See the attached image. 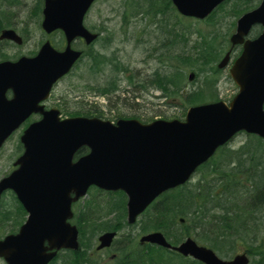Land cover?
<instances>
[{"label":"water","instance_id":"95a60500","mask_svg":"<svg viewBox=\"0 0 264 264\" xmlns=\"http://www.w3.org/2000/svg\"><path fill=\"white\" fill-rule=\"evenodd\" d=\"M96 1L45 0L42 29L48 34L63 31L65 50H55L46 41L34 58L0 62V148L27 117L42 111L38 103L82 56L72 48L77 38L87 45L98 38L84 26V17ZM171 1L182 16L204 20L227 0ZM236 23L230 43L232 48L242 45L243 51L230 70L239 88L230 104L192 106L184 121L159 119L148 124L130 119L114 124L82 116L60 120L59 110L43 111V118L22 136L25 152L16 162L19 168L0 181V200L12 190L28 213L19 234L0 239V257L6 264H49L64 249L79 250V231L69 220L74 216L72 205L91 187L123 191L128 197V224L133 225L162 193L187 183L238 132L264 139V0ZM255 25L262 26V34L247 39ZM2 33L1 39L22 43L14 30ZM224 57L220 69L228 65L230 51ZM193 77L191 73L190 80ZM9 89L15 91L12 101L5 99ZM83 147L89 153L74 161ZM116 234L102 235L98 250L109 248ZM142 243L204 264L250 263L245 253L231 260L219 258L191 237L173 246L163 233L153 232L143 235Z\"/></svg>","mask_w":264,"mask_h":264},{"label":"rangeland","instance_id":"374dc122","mask_svg":"<svg viewBox=\"0 0 264 264\" xmlns=\"http://www.w3.org/2000/svg\"><path fill=\"white\" fill-rule=\"evenodd\" d=\"M43 1L44 0H0V11L9 17L12 16V22H18L20 31L29 32L33 37V40L24 49H7V46H5L2 50L5 55L11 57L16 52L33 51L37 44L36 42L39 40L42 45L46 40H50L55 48L63 49L64 42H62V39L64 38L62 32H55V34L48 35L41 28L43 21L42 13L38 14L36 9L41 5L43 6ZM237 2L239 1L232 0L231 3L227 4L218 12L216 26L215 22H213V24H208L206 21H199L198 23L194 19H190L191 21L189 19H184V17L174 10H170L169 14L167 13L166 16L158 14L156 17L157 22H154L152 16L136 13L142 0H99L93 5V8L88 12L85 18V25L87 28L94 32L101 33L100 41L93 45V49H90L87 55L90 53L97 54L102 52V54L111 59L116 58L118 61H115L116 63L122 66L124 65L125 68L128 69V71H124L122 74L120 73L119 84L123 90L125 87L129 88L130 90L128 91L130 92H118L113 94L112 98H109L97 96L93 91L86 89L85 86L87 85L99 86L106 84L107 81L113 79L116 75L113 65L109 67V63L104 66V70H102L101 73L96 74L92 72L90 68L91 63L87 61L88 59L84 58L77 69L73 70L68 77L62 79L58 83L57 88L51 96L53 103L59 106L58 108L61 109L63 118H68L71 115L70 112L85 111L93 115L100 114L101 118L108 119L112 122L121 118H138L144 124L159 119L167 121L173 119L181 121L185 119L187 115L186 112L191 106H185L181 95L168 96L155 86L149 85L147 82L153 80L157 73L169 76L174 75L172 65H176V60L174 59L172 61L170 56H176L178 54L190 55L194 53L195 47H197V45L199 46L203 39L198 31H201L205 37L206 35L210 37L211 31L217 29V34L221 36L215 42L216 46L218 45L221 50L218 55L219 58L213 62V66L216 67L222 60L225 52L230 48L229 38L235 27L234 22L238 18L232 9ZM258 2L259 0H256L253 4L251 3L249 5L245 3L243 7H245V11H248L254 8V4L257 5ZM166 19L167 23L165 24L164 22ZM183 25L187 27L184 28V30ZM169 30H172L171 35L167 34ZM191 31H194V33ZM180 34L186 37L183 39V37H180ZM170 37L178 38L176 39L179 41L177 45L178 48L173 44V41L172 44H170L171 41H168L171 40ZM76 47H82L80 41L76 43ZM240 51V48L236 47L232 57L234 58ZM231 65L232 63L224 70H219L218 73L209 70L208 66L207 68L205 67L206 70L202 71V73L199 71L200 67H183V74L181 76V80L183 81L182 93L187 95L191 90L200 89L206 79L208 81L214 79L216 81L212 86V90L215 91L214 97L209 96L205 98L203 102L197 104L218 100L230 102L239 91L236 83L230 77L229 71ZM191 72L198 74L196 76L194 75L190 81L188 78ZM127 76H133L135 78L136 87L128 84ZM141 84L147 85V89L140 88ZM134 92H137L136 95ZM171 100H177V102ZM18 137L19 134H16L9 142H6L0 153V179L12 168V163L21 152L20 145L18 144ZM252 139H254L252 136L244 132L238 133V135L227 144V152L217 153L215 162L210 166L223 168L227 171L229 177H231L227 186H230L234 182H240V180H246L244 174L240 173L237 175V172H239V169L250 168L251 163H253L251 155H253L254 148L249 147V143ZM252 143L251 145L256 144L254 140ZM262 145H264V141ZM245 146L249 147L248 151L250 152H239L238 157L233 153ZM261 152L264 155V150L261 148V150L255 151L254 156L259 158ZM208 170L209 169L198 171L191 181L194 182V184L197 183ZM243 183L247 188L251 187V183L246 181ZM236 190L237 192L235 195L231 197V205L237 206V210L249 199V195L246 194L248 190H243V188H237ZM110 198L109 195L103 196L95 191L87 196V199L83 203L74 207L75 212L78 213L80 210L92 212L93 208L96 209L97 207L99 212L104 214L99 218H102L103 221L112 220L115 215L109 214L107 207V201ZM1 201L0 216H2L5 209L18 212L19 203H17V200H15L10 193H7ZM144 218V216H141L135 228L125 225L122 227L118 235L119 247L123 245L121 242L126 238H134L137 242L136 244H139L140 237L143 234L141 232L140 222ZM254 220L258 234L254 242H251L252 238L250 237H245V240L237 241L236 249L229 256L219 253L217 250L210 247V245L197 239L194 234H190L189 236L200 245L212 248L220 258L231 260L234 256L242 255L246 252L251 246V243L257 244L258 242L264 241V207L260 214H254ZM184 225L185 222L181 223L178 219L177 225L172 233H175L177 229L182 230ZM12 229H14V227L11 223L6 226L4 225V227L0 224V239L8 235ZM102 233L103 232L98 233L96 239L93 240V246L97 244V238ZM186 239L187 236L184 241ZM88 252L93 255L92 258L99 264H114L120 257L116 249L98 254L91 251ZM65 254L61 256V260L56 264H62V260L66 256ZM112 255H116L117 257L111 260ZM0 264H6L2 258H0Z\"/></svg>","mask_w":264,"mask_h":264},{"label":"trees","instance_id":"16d2710c","mask_svg":"<svg viewBox=\"0 0 264 264\" xmlns=\"http://www.w3.org/2000/svg\"><path fill=\"white\" fill-rule=\"evenodd\" d=\"M232 11L236 16L243 14L245 10L246 0H237ZM228 4V3H227ZM227 4L221 5V7L216 11L212 12L206 21L208 24H213L218 19V12L221 11ZM38 13H42L41 6L37 7ZM170 10L176 11L171 0H142L136 11L137 14H144L145 16H152V20L157 22L158 14L166 16L169 14ZM179 14V13H178ZM182 16V15H181ZM183 17V16H182ZM217 17V18H216ZM184 19H191L185 18ZM7 16L0 12V29L4 27ZM191 21V20H190ZM199 23V21H197ZM167 23V19L164 22ZM183 25L184 28H187ZM217 26V24H216ZM194 33V31H191ZM200 36L203 37L199 46L195 47V51L192 54L176 56L171 55L170 59L176 60V65H172L174 70V75H161L157 73L156 77L148 81L149 85L155 86L157 89L166 95H174L183 98L185 106L195 105L197 103L203 102V100L209 96L214 97L215 91L212 90L214 79L212 81L204 82L203 86L198 90H191L190 93L183 94V81L181 76L183 74V67H200V72L205 71L207 66L209 70L214 73H218L219 70L213 66V62L219 57L220 48L217 47L215 42L221 37L217 34V29L211 31V36L206 37L201 31H198ZM182 33V32H180ZM168 35L172 34V30H169ZM183 39L186 36L180 34ZM170 44H173L178 48V38L170 37ZM167 47V45H166ZM89 49H92L91 47ZM171 50V48H170ZM173 50V48H172ZM89 52V51H88ZM91 55L90 68L92 72L99 74L104 70V66L109 63V67L113 65L115 71V77L99 86L87 85L86 89L93 91L97 96H104L112 98L113 94L118 92L129 93V88L125 87L124 90L119 84L120 73L128 71L125 66L120 65L116 62V58H109L106 55L100 53ZM169 57V56H168ZM116 61V62H115ZM206 67V68H205ZM198 74V73H197ZM161 75V76H160ZM206 76V75H205ZM208 81V82H207ZM128 84L136 87L135 78L132 76H127ZM142 89H147V85L141 84ZM135 95L137 92H134ZM133 93V94H134ZM68 114V113H67ZM71 115H92L90 112L77 111L70 112ZM69 114V115H70ZM100 117V114L98 115ZM254 139L249 143V147H253V155L251 167L247 169H239L237 175L240 173L244 174L246 180H240V182H234L230 186L229 181L231 180L227 171L219 167H210L216 160L214 156L211 160L206 162L198 168V171H206L200 180L194 184L190 181L184 186L173 189L172 191L166 192L157 201H155L152 206L142 215L145 218L140 222L141 232L150 233L153 231L165 232L167 238L173 245L181 243L184 241L186 236L194 234L197 239L210 245V247L222 253L225 256H229L236 249L237 241L245 240V237L252 238L251 242H254L257 234V226L254 220V214H260L264 207V155L261 152L259 158L254 156L256 150H264L263 139L257 136L251 135ZM253 140L256 142L253 144ZM249 147H244L233 152L237 155L239 152H250ZM228 147H222L217 153H226ZM87 149L83 148L80 153H86ZM216 153V155H217ZM244 181L251 183V187L247 188L244 185ZM237 188H243V190H248L246 193L249 195V199L236 210L237 206L231 205V197L237 192ZM98 194L100 191L95 190ZM94 193V192H93ZM118 195V201L114 197L107 201L109 214L115 215L114 219L103 221L100 216L104 215L99 212L98 208H93L92 212H84L80 210L75 216V222L79 225L81 231V251L67 252L62 260V264H99L97 261L91 257L88 251L93 249V240L96 239L98 233L107 232L108 230L119 231L122 227L127 225L126 217V196L118 191V193H110ZM102 195V194H101ZM106 196V195H103ZM14 197V196H13ZM15 198V197H14ZM16 200V198H15ZM17 203H19L17 201ZM22 209L21 204L18 206V210ZM23 211V209H22ZM24 212V211H23ZM25 213V212H24ZM98 215V216H97ZM107 216V215H106ZM185 219V225L182 230H176L172 233L177 225L178 219ZM6 221H11L17 223V213L5 209L2 216H0V224L4 227L7 225ZM137 226H128L135 228ZM16 226L12 232L17 230ZM106 229V230H103ZM119 240L116 241L114 249L118 251L120 257L114 262V264H203L191 258H184L178 252L171 251L169 249H163L159 246L151 245H140L136 244L134 238L124 239L121 242L120 247L118 246ZM246 253L251 257L250 264H264V241L258 242L257 244L251 243V246L247 249ZM61 258L56 259L52 264H56Z\"/></svg>","mask_w":264,"mask_h":264},{"label":"flooded vegetation","instance_id":"af4514ba","mask_svg":"<svg viewBox=\"0 0 264 264\" xmlns=\"http://www.w3.org/2000/svg\"><path fill=\"white\" fill-rule=\"evenodd\" d=\"M11 18H12V16L9 18L8 22H5V27L4 28L2 27V29H0V62L1 61H6V60L15 61L16 62V61L20 60L23 57L34 58V56L37 55L38 51L42 47V43L40 42V40L38 42H36L37 44L35 45V48L33 49V51L24 52L22 50H19V51H22V52H16L11 57H9V56L5 55V53H3L2 50L4 49L5 46H7V49H11V48H13V49H21V48L24 49L33 40L32 35L29 32H23V30L20 31V29L18 27V22H12ZM4 29H9V30L12 29V30H14L23 39L22 40V44H16L12 40L10 41V40H7V39H1V35L3 34L2 31ZM78 41L81 42V45L84 44V41H82V40H78ZM54 87L56 89L57 85L54 86ZM55 89H54V91H55ZM14 92H15L14 89L7 90V92L5 94V99L7 101H12L13 98H14V95H15ZM52 94L48 97L47 100H44V101H41V102L38 103L37 107H42V111L33 113L28 119L25 120V122L18 129L15 130L14 134L12 135L11 138H13L16 134H19L18 144L20 145V151L21 152L18 154L19 156L16 158V160L12 163V166H11L12 168L10 170H8L6 175L14 172L17 169L18 166H15L16 161L24 153V144H22L21 138H22V135L24 134L23 132L26 130V128H28L33 123H37V121L42 118L43 111L46 112L47 110L54 109L55 107L58 109L59 106L56 105L55 103H53V101H52V97H51ZM4 146H5V144H4ZM3 148L0 150V153L2 152ZM15 155H16V153H15ZM6 175L4 177H6ZM9 192L13 193L11 191H9ZM17 211H18V212H16L17 213V221H16L17 223H13L11 221H6V223H8V224L11 223L13 227L14 226L15 227L16 226L19 227V226H22L25 223L24 221L26 219V212L23 210L25 212L24 213L22 211V209H19ZM105 250H108V249H105ZM113 257H115V255Z\"/></svg>","mask_w":264,"mask_h":264}]
</instances>
